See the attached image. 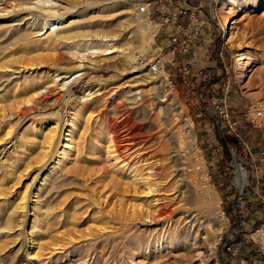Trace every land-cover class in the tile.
I'll list each match as a JSON object with an SVG mask.
<instances>
[{
  "label": "rangeland",
  "instance_id": "rangeland-1",
  "mask_svg": "<svg viewBox=\"0 0 264 264\" xmlns=\"http://www.w3.org/2000/svg\"><path fill=\"white\" fill-rule=\"evenodd\" d=\"M4 1L38 0H0V264H264V193L250 186L264 174V0H86L78 13L87 16L70 31L85 37L67 42L39 36V13L9 14ZM98 33L129 52L86 66L65 95L15 109L31 86L43 92L53 72L67 73L75 49ZM54 124L58 139L47 151ZM112 132L130 144L121 155L127 171L108 161ZM156 160L161 178L170 172L169 185L179 182L176 201L197 223L195 240L130 213L148 202L134 194L129 171L145 174ZM195 185L212 190L210 208L190 200Z\"/></svg>",
  "mask_w": 264,
  "mask_h": 264
},
{
  "label": "bare ground",
  "instance_id": "bare-ground-1",
  "mask_svg": "<svg viewBox=\"0 0 264 264\" xmlns=\"http://www.w3.org/2000/svg\"><path fill=\"white\" fill-rule=\"evenodd\" d=\"M67 1L68 2L66 3L63 0L62 1L61 0H38L37 2H35V4L27 3V2L7 4L6 1H4V3L2 2L4 5L2 10L6 11L9 14L19 13V12H29V11L31 12L32 10L37 11L39 13V17L43 19V29L39 31V36H43L44 34L48 32L49 36H53V38L55 39V42H59V41L67 42L72 39H75L76 37H85L84 35L73 36L70 33V31L72 30V28L82 23V20H80L81 18L87 16L86 13H83V14L78 13L79 9L87 6L86 0H67ZM71 12L74 14H77V17L65 19L64 16ZM17 24L14 22L7 23V25L5 24L6 25L5 28L6 30H8L7 33L10 31H13L14 26H17ZM115 39H116V36L108 37V35L104 33L95 34L93 36V41H95V43L91 47L86 48L84 50H79L78 48H76L75 51L72 53L73 63H72V66L69 68V70H67L68 74L53 72L52 75L50 76L51 77L50 83L48 87L45 88L46 89L45 91L42 90L43 92H41L40 88H34L31 86L28 92L24 94V97L19 102L15 103L14 105L15 109L18 110L20 106H24V107L34 106L36 103L39 102L40 98H43L45 96H50L52 93L56 91L58 93H63V95H65L69 92L71 85L76 83L79 80V78L82 77L83 71H84L83 69L86 66H95L99 64L100 62L113 59L119 56H123L124 54L129 52L130 48H122V47L116 46ZM51 49L52 51H54L55 50L54 46H51ZM49 55L50 53L48 54V56ZM249 61L245 62L244 66L242 67L244 70V74L242 78L246 77V74L250 71L249 69L252 67ZM0 66L2 67V65ZM151 70L153 73L157 72L158 65L153 64L151 66ZM160 73L161 72H159V75ZM149 76L150 75H148L147 77V80L149 81L148 83L155 82L156 79L151 78ZM158 82H160L163 86L165 84V80L162 78V76L158 77ZM41 93H44V94L41 95ZM86 96H89V93H87ZM167 96L165 95L162 96L163 99L165 98L164 101L169 100ZM156 97L158 99L161 98L160 96L159 97L156 96ZM49 126L50 127L45 137L47 151H49L57 142L58 133H59L58 127L55 124L49 125ZM66 137L68 136L66 135ZM69 140L70 139L67 138L64 141L65 144L62 149V152L58 154V157H61V159H63L66 156L67 151L71 149L70 147L71 142H69ZM129 145L130 144L128 143L122 144L120 142H117L114 137L113 132L109 136L108 141L106 142L105 147H106L107 152L109 153L108 155H110V157L108 158V161L109 162L113 161L111 164V166L113 165V167L120 165V167L118 168L119 171L129 170V167H130L129 163L126 160L122 159V156H121L122 151L129 150L128 149ZM174 153L175 154L173 155H176V156L179 154L176 151ZM169 156L170 154H168V157L166 159L167 161L173 159L171 158L173 156H170V157ZM59 163L60 161L58 160V164ZM162 163L163 161L161 160H156L155 162L151 163L146 168L147 173L145 174H140L138 173L137 170L129 171L128 179L130 180V184L132 185V187H134V190L135 188H138L137 191H134V194L136 193L138 198L144 199L148 202V205L146 206L143 205L142 202L133 204L132 206L129 207L130 213H132L133 215L135 214L139 216L142 226H148V227L155 226L156 227L158 224H163L165 228L172 230L176 234L177 237H182V240L184 239L185 243L190 239L192 240V238L195 240L197 236L196 235L197 230H196L195 225H197V223L194 219L189 218V216H186V215L182 216L183 215V211H182L183 204L177 203L176 200H179L177 199L178 197L184 196V193L181 191V189H178L179 187L178 181L177 182L175 181L174 183V185L178 184L177 186H173V183L171 184L172 187L171 185H169L170 181L173 179V177L171 178L170 172L167 175V177L163 176L164 178H161L160 171L162 170H159L158 167ZM173 176L175 177L176 174L174 173ZM240 176L244 178V181L246 180L245 179L246 176L244 172H241ZM158 178L165 179V180L160 181L158 180ZM163 184H166L167 187L170 186L171 188L167 189L166 185H163ZM164 186L166 190L163 193H161L162 187L164 188ZM140 189L141 191H139ZM192 194L193 195H192V198L190 196V200L198 201L200 204H202L207 209L210 208L211 207L210 204L214 202V194L212 190L207 186L202 188V187H198L197 185H195ZM24 199L25 197L23 196L20 201H23ZM181 199L182 198H180V200ZM196 201L194 203H196ZM18 207L20 210L25 209V206L23 203L20 204ZM178 214L180 215V217L173 219ZM213 221L215 224H218L220 222V219L218 217H215ZM3 230L1 231V233H4ZM217 241H214L213 243L209 244L210 248L208 249L207 252H211V254L208 255V260L213 259L212 252H213L214 247L217 244ZM183 245L186 246L184 243Z\"/></svg>",
  "mask_w": 264,
  "mask_h": 264
},
{
  "label": "crops",
  "instance_id": "crops-1",
  "mask_svg": "<svg viewBox=\"0 0 264 264\" xmlns=\"http://www.w3.org/2000/svg\"><path fill=\"white\" fill-rule=\"evenodd\" d=\"M207 40H209V38H208V30L202 28V30H200L199 41H200V43L203 42V44H204V42L206 43ZM203 44H201L202 47H203ZM196 48H200V46H198ZM253 180H254L253 181L254 183L252 182L250 186L255 189L254 191H257V192L261 191V192L264 193V174H261V178H259V182H256V179H253ZM263 199H264V195L261 197V202L263 201Z\"/></svg>",
  "mask_w": 264,
  "mask_h": 264
},
{
  "label": "built area",
  "instance_id": "built-area-1",
  "mask_svg": "<svg viewBox=\"0 0 264 264\" xmlns=\"http://www.w3.org/2000/svg\"><path fill=\"white\" fill-rule=\"evenodd\" d=\"M196 37H197L196 32L192 33L191 38H192V39H195ZM187 38L190 39V36L187 37ZM173 40H175V39H173ZM183 45H184V47H183ZM183 45H182V50L184 51L185 48H186L185 46L187 45L186 40L183 41ZM260 116H261V110H256V111L254 112V119H255V118H258V117H260ZM262 203H263V205H264V199H263ZM258 231H259V233H258L259 237H264V223L262 224L261 228H260Z\"/></svg>",
  "mask_w": 264,
  "mask_h": 264
},
{
  "label": "trees",
  "instance_id": "trees-1",
  "mask_svg": "<svg viewBox=\"0 0 264 264\" xmlns=\"http://www.w3.org/2000/svg\"><path fill=\"white\" fill-rule=\"evenodd\" d=\"M246 259L249 260L250 262H254V260H252V258L246 257Z\"/></svg>",
  "mask_w": 264,
  "mask_h": 264
}]
</instances>
